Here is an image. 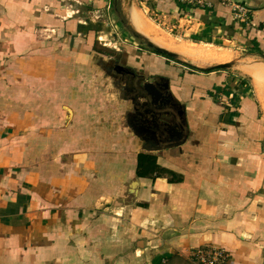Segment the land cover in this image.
<instances>
[{
    "label": "crops",
    "instance_id": "1",
    "mask_svg": "<svg viewBox=\"0 0 264 264\" xmlns=\"http://www.w3.org/2000/svg\"><path fill=\"white\" fill-rule=\"evenodd\" d=\"M204 1L192 22L229 46L230 69L104 53L114 0H0V264H195L201 249L264 264V72L251 68L264 66V0ZM228 1L251 11L247 24ZM138 5L186 16L177 0H131L136 38H150ZM254 43L262 56L240 53ZM106 74L123 104L91 81ZM138 76L170 84L165 139L142 130ZM229 84L234 103L217 93Z\"/></svg>",
    "mask_w": 264,
    "mask_h": 264
},
{
    "label": "rangeland",
    "instance_id": "2",
    "mask_svg": "<svg viewBox=\"0 0 264 264\" xmlns=\"http://www.w3.org/2000/svg\"><path fill=\"white\" fill-rule=\"evenodd\" d=\"M130 3L131 0H114L112 5L110 6V10L107 11L105 13V16H103L99 20L105 22V29L103 30L104 33H101V35H105V37H103L102 41H97L99 47L98 49H101L102 51H104V53L108 55H113L117 59H121L122 56L125 55V57L130 58L129 60L133 64H135L136 62V64L140 65V68H150L152 66H147L145 64L141 65V54H158L154 53L156 52L154 49L149 48L147 46V42L151 40L150 38L146 39L144 37L139 39L133 35L135 29L131 25L129 15L126 10L129 8ZM138 7H140V12L145 20V23L148 24L150 29H152V32L154 31L153 33L156 34V36H158L161 40L165 41V43L167 42L168 46L170 47V49L168 50L178 54V57L174 58V60H170L169 58L163 55H159L162 58H165L166 60H170L167 63L168 65L170 64L169 66L178 67L180 64L178 65V63H176L177 60L184 61L187 63L191 62L192 60L189 61L191 59L189 58V55H194L195 57L200 55L199 57L203 58L202 61L205 62H197V64L195 63V65L205 68H208V66L210 67L212 65H215V63H213V60H217V57L219 56L221 58L226 57L225 61H233L231 51L225 49L229 47L228 45L223 46L222 48H218L217 46H219V44L212 42L213 36H209L210 32H208V30H206V32L201 31L200 33L196 31L200 30V28L202 27H200L199 24H195V22H192L194 18L189 19L188 17H183L179 19H173L169 17L166 18L155 15L152 16L150 12L146 13V11H144L141 6L138 5ZM196 25H198L199 27H197ZM206 25L210 24L206 22ZM195 34L197 35V37ZM241 52L243 54L249 53V49L241 48L240 53ZM227 53L230 54L228 55ZM171 63L173 65H171ZM141 72L143 73L144 71L141 70ZM96 78L97 75L93 79L91 78V81H93L98 88H103L105 90L103 93L106 96V103L108 105L123 104L120 99L117 98V92H115L113 88L112 81H110V79L108 80L109 77L107 74L100 77L99 81ZM152 78H154L152 81L154 83L157 82L159 79L158 76L157 78L155 76H153ZM134 84L136 85V89H134L135 93L141 97H145V99H139L137 105L138 114H144V118L140 117L142 116L141 114L138 117L139 119H142L140 120L142 130H146L148 132L152 131L154 133V137L156 135L160 138L162 137L165 139V134L168 133L167 131H165V127L167 126L168 122L170 123V125H172V123L174 122L173 116L175 115V110L173 108L168 107H155V104L152 102L151 97L147 96V93L143 88L142 77L138 76V78L135 79ZM169 136L170 139L173 138L171 134ZM189 262L190 261H185L182 259H175L173 262L166 264H190Z\"/></svg>",
    "mask_w": 264,
    "mask_h": 264
},
{
    "label": "built area",
    "instance_id": "3",
    "mask_svg": "<svg viewBox=\"0 0 264 264\" xmlns=\"http://www.w3.org/2000/svg\"><path fill=\"white\" fill-rule=\"evenodd\" d=\"M177 1L183 5L188 6L187 12L185 11L184 13L186 14V16L184 17H188L189 19L193 18L191 14L195 10L197 9L206 10L211 6L209 3L205 2L204 0H177ZM229 4H231L232 6V11L237 21L240 24H247L250 20L251 11L245 6H242L240 4H233L230 2ZM191 259L192 262L195 264H228L229 263V256L223 249H212V250L201 249L195 252L192 255Z\"/></svg>",
    "mask_w": 264,
    "mask_h": 264
},
{
    "label": "trees",
    "instance_id": "4",
    "mask_svg": "<svg viewBox=\"0 0 264 264\" xmlns=\"http://www.w3.org/2000/svg\"><path fill=\"white\" fill-rule=\"evenodd\" d=\"M181 5H182V6H181V7H182V11H183V13H185V11H187V9H188V6L183 5V4H181ZM208 23L210 24V21H209ZM137 38L140 39V38H143V37L138 36ZM154 53H157V54H159V55H163V56H165V57H167V58H169V59L174 60L173 58H170V57H168V56H166V55H164V54H161V53H158V52H154ZM249 53H250V54H257V55L262 56V54H261V50L259 49V46H258V44H256V43H254V44H253V47H251V48L249 49ZM263 57H264V56H263ZM177 62H179V63H181V64L187 66L188 68H190V69H191V72H193V73H194V72L211 73V72H214V71L223 70V69L220 68V67H211V68H205V69H203V68L195 67V66H193L192 64L187 63V62L178 61V60H177ZM232 88H233V87H231L230 84H229V85H226L224 88H217V93H222V94H225V95H227V96H230L231 94H234ZM235 89H236V90H241V91H242L241 93H243V92L248 91L249 89H251V87L248 86V82H247L246 80H242V81L239 82V84L236 86ZM234 95H235V96L232 98V102H233V103L236 102V101H238V100H237V99H238L237 95H236V94H234ZM140 157L142 158V155H141Z\"/></svg>",
    "mask_w": 264,
    "mask_h": 264
},
{
    "label": "water",
    "instance_id": "5",
    "mask_svg": "<svg viewBox=\"0 0 264 264\" xmlns=\"http://www.w3.org/2000/svg\"><path fill=\"white\" fill-rule=\"evenodd\" d=\"M147 46L149 48L154 49L156 52L164 54V55H166V56H168L170 58L174 59V58L178 57L177 53L171 52L170 50H167V49H165L163 47L158 46L157 44L152 42V40H149L147 42ZM233 66H234L233 63H227V64H218V65H215L213 67H220L222 69H230ZM118 69L126 71L123 66H118ZM161 85H162V87L164 88L165 91L167 90L169 92L170 84H169L168 80H166V83H163ZM144 89L146 90L147 94L153 98V101H154L155 104H157V102H158L157 101L158 97H162V95H163V93L158 89V87H157V85L155 83H151V82L146 83L145 86H144ZM167 103H168V101H167ZM177 145H179V144L178 143H174L171 146H177Z\"/></svg>",
    "mask_w": 264,
    "mask_h": 264
},
{
    "label": "bare ground",
    "instance_id": "6",
    "mask_svg": "<svg viewBox=\"0 0 264 264\" xmlns=\"http://www.w3.org/2000/svg\"><path fill=\"white\" fill-rule=\"evenodd\" d=\"M132 14V13H131ZM130 14V15H131ZM134 15V14H133ZM132 15V16H133ZM136 16H138V14H136ZM135 16V17H136ZM138 19V18H137ZM139 20V19H138ZM141 20V19H140ZM136 23V26L141 30V32H144L145 34H147L150 38H151V40H153L158 46H160V47H167V48H169L170 49V47L168 46V44H167V42L165 43V41H163V40H161L158 36H156V34H154L153 32H152V29H150L149 27H147V25H142L141 23H138V22H135ZM176 51V50H175ZM210 52H212V51H210ZM218 52V51H217ZM224 52V51H223ZM201 53V52H200ZM205 53V52H204ZM191 54V53H190ZM206 54V53H205ZM219 54V53H218ZM221 54V53H220ZM226 54V53H225ZM228 55L230 54V53H227ZM203 55V54H202ZM192 56V57H191ZM189 55V58H191L189 61H193L194 63H196L197 64V62H199L198 60H200V61H202L203 60V58H201V57H199V56H197L196 58H195V56L194 55ZM205 56V55H204ZM204 56H202V57H204ZM207 56V55H206ZM216 56V55H215ZM208 57V56H207ZM224 57V56H223ZM193 58H195V59H193ZM210 58V57H209ZM218 58V57H217ZM221 58V57H220ZM226 58V57H225ZM225 58H223L222 59V61H223V63H225L226 61H225ZM206 59V58H205ZM218 60V62H219V58L217 59ZM211 62V61H210ZM213 62H214V60H213ZM221 62V61H220ZM219 62V63H220ZM251 68L252 69H255L256 71H263L264 72V66L262 65V64H260V63H257V64H255V65H253V66H251ZM251 72V71H250Z\"/></svg>",
    "mask_w": 264,
    "mask_h": 264
},
{
    "label": "flooded vegetation",
    "instance_id": "7",
    "mask_svg": "<svg viewBox=\"0 0 264 264\" xmlns=\"http://www.w3.org/2000/svg\"><path fill=\"white\" fill-rule=\"evenodd\" d=\"M160 80L161 81H157L155 84L157 85L158 89L163 93V95H162V97H158V99H157L158 102H157V104H155V107H158V108L167 107V106L172 107L173 104L169 100L170 98L166 97L167 93L165 92L164 88L161 85V84H163L164 81L162 79H160ZM167 101H168V103H167Z\"/></svg>",
    "mask_w": 264,
    "mask_h": 264
}]
</instances>
